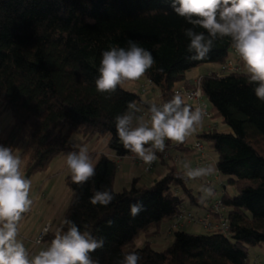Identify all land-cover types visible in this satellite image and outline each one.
<instances>
[{
  "label": "trees",
  "instance_id": "obj_1",
  "mask_svg": "<svg viewBox=\"0 0 264 264\" xmlns=\"http://www.w3.org/2000/svg\"><path fill=\"white\" fill-rule=\"evenodd\" d=\"M191 27L175 13L171 0H0V122L4 112H12V120L0 127V144L14 154L24 146V176L31 181L59 154L78 150L71 138L75 130L86 142L109 137V151L91 154L94 177L78 185L71 174L67 176L72 196L62 222L44 236L45 244L57 228L66 230L67 219L104 240L102 248L90 253L98 264H116L126 252L138 253V264H254L250 247L264 245V102L256 97L255 85L248 83L230 37L214 40L204 59H189L190 41L184 33ZM195 30L207 35L202 28ZM129 39L152 53L154 63L144 75L158 86L160 105L173 98L181 82L192 84L188 72L193 68L225 63L232 56L240 60L243 70L219 75L207 69L200 75L214 116L232 131L215 124L195 132L219 153L218 168L230 176L233 190L223 185V193L216 196L230 207L228 232L181 227L162 249L148 237L137 246L142 234L160 232L164 221H172L190 205L206 206L208 198L199 199L202 192L196 193L176 161L177 151L192 150L186 141L168 140L170 160L155 152L168 168L165 175L143 185L136 177L130 187L116 189L119 162L111 154L133 153L119 141L114 118L128 110L129 102L150 104L140 90L124 83L115 92L101 93L95 81L102 51L126 48ZM105 188L113 193V201L92 205L93 191ZM137 202L143 208L132 217L130 205Z\"/></svg>",
  "mask_w": 264,
  "mask_h": 264
},
{
  "label": "clouds",
  "instance_id": "obj_2",
  "mask_svg": "<svg viewBox=\"0 0 264 264\" xmlns=\"http://www.w3.org/2000/svg\"><path fill=\"white\" fill-rule=\"evenodd\" d=\"M171 7L193 26L184 33L190 41L189 59H204L214 40L230 37L245 65L248 83L255 85L256 97L264 102V0H171ZM196 28L204 29L207 35ZM127 44L126 48L112 46L102 51L95 81L98 92H115L118 85L141 78L152 67L154 59L149 50L131 39ZM138 111L136 104L129 102L128 110L115 116V127L123 147L149 165L155 160L156 151H164L166 139L183 143L203 117L202 109L187 106L179 93L162 105L151 102L147 118L135 115ZM74 147L78 150L68 152L66 164L72 182L83 185L96 175V170L88 146ZM20 168V157L11 147L0 144V264H98L90 253L102 248L104 240L88 231L82 232L67 219L63 222L66 230L57 228L47 247L29 256L24 243L17 239V225L32 204L31 181ZM183 171L185 178L196 179L212 174L215 166L192 168L185 164ZM201 191L205 196L213 194L210 187H202ZM113 199V193L105 188L93 191L89 202L107 206ZM142 208L141 203H132L130 215L137 216ZM139 260L138 253L126 252L116 264H138Z\"/></svg>",
  "mask_w": 264,
  "mask_h": 264
},
{
  "label": "crops",
  "instance_id": "obj_3",
  "mask_svg": "<svg viewBox=\"0 0 264 264\" xmlns=\"http://www.w3.org/2000/svg\"><path fill=\"white\" fill-rule=\"evenodd\" d=\"M208 66H209V64H208ZM208 66H207V68L205 67L206 68L205 71H207ZM194 69H197V68H193L192 70H194ZM192 70H190L188 72V78L190 80H193V79L199 77L203 72H205V71H200L198 74L191 75L190 73ZM126 82L128 84V87L138 89L141 91L142 97H143L145 102H147L149 104L151 102H155L157 105L160 104L161 93H160L158 86L157 85H151L150 80L145 75H143L141 78H139L137 80H129ZM137 108L140 109V111L136 112L135 115H137V116L143 115L146 118L148 117L149 107H147L146 103L138 104ZM217 120H218V118L215 117V121L217 123V126L219 127ZM84 139H85V137H84ZM99 139L100 138H98V137H94L91 141L85 143V145L87 144V146H88V151H90L95 145H97V143H99ZM192 140H193L192 138L185 139L186 143L189 144L190 146H191ZM105 144L109 146L108 141ZM94 148H95L94 150H98L99 152H102L100 149H98V145ZM105 151H107V150H105ZM95 152H97V151H95ZM180 152L192 154V155H194V157L197 154V152L193 148L191 151H186L184 149L179 150V151H177V154ZM208 154L216 162L218 161V157H216L215 153L213 152V148L209 149ZM111 155L114 158H116L119 162V172H118V178H117V182H116V189L117 190H122L125 187H130L133 183L134 178H136V177L139 178V184L143 185L145 183L154 182V180L156 178H159L168 172V168L166 167V165L160 161L159 164L157 165L156 175H147L144 173L143 163L140 161V158H138L134 153L130 154V155H126L124 157H117L115 154H111ZM194 157H192L193 159H191L189 162L177 161V163L182 168L185 164H188V163L192 168H194V163H195ZM229 178H230V176L221 175L219 178H215L212 180L213 182H216V188H215L216 194H219V190H220L219 189L220 188L219 182L220 181L222 182V185H226V187L228 189L229 188L233 189V186L229 183ZM201 182L202 183L207 182L208 184L213 183V182H211L210 179H208L207 176L199 177L196 179H190V185L195 189L196 192H197L196 187L200 186ZM46 183L47 182H45L42 185L41 189L38 190V192L35 191L34 193H32V196H30V199L31 198H33V200L35 199V202L33 204H31L27 214L25 215V217L22 219V221L18 225L19 228H18L17 239L24 243L26 251L28 252L30 257L35 252H38V251L47 247V244H44L42 246H35L33 244V237L38 235L42 231V229L46 225V223L53 219L51 217H47L40 209H38V210L34 209V205H36V203L40 200V191L44 188V185ZM216 194H214V195H216ZM212 199H214V196L209 197L208 200L206 201L207 207H208L209 202ZM206 206L198 207V211H200V212L205 211L207 209ZM171 222L172 221L169 222L168 226L165 229L161 228L160 232H156L155 230H153L150 234H145V239L147 237L149 239H151L152 237L157 236L158 239L155 240L157 242L152 241L153 245L155 246L158 244L157 246L161 247V244H162V246L164 248L165 246H167V245L163 244L164 238H167L169 236V238L166 239L167 244H168V241L170 244V241L173 240V233L170 232ZM187 226H190V224L184 225L183 227L187 228ZM170 237H172V238L170 239Z\"/></svg>",
  "mask_w": 264,
  "mask_h": 264
},
{
  "label": "built area",
  "instance_id": "obj_4",
  "mask_svg": "<svg viewBox=\"0 0 264 264\" xmlns=\"http://www.w3.org/2000/svg\"><path fill=\"white\" fill-rule=\"evenodd\" d=\"M208 70L216 71L217 74L222 75L226 74L231 71H240L243 70V66L240 63V60L237 56L230 57L225 63H211L208 66ZM201 78L200 76L192 80V84L189 85L186 81L181 82L177 88L176 92L180 95L186 97L189 102L193 106V110L196 107H200L203 112V117L200 125L197 126L196 130L186 139L192 138L191 147L197 152L196 156L192 154H187L180 152L176 154V161H185L189 162L192 157H194L195 163L194 168L207 166L212 164L215 166V171L207 175L208 177L219 178L222 173L218 168L217 162L211 158L208 154L210 148H212L209 144H207L202 138L195 137V132H203L205 129L212 128L215 126V116L213 110L208 107L207 98L204 95V92L200 86ZM151 85H156L152 81H150ZM160 105V104H159ZM160 152V151H159ZM166 159H171L172 151L171 145L169 144L168 140H165V149L161 152ZM155 160L149 165L145 164L141 159L140 161L143 163L144 173L147 175H156L157 165L159 164L160 157L155 153ZM189 164V163H188ZM220 190L219 195L223 193V185L222 182H219ZM230 207L227 206L221 198H214L212 199L208 207L203 212H193L192 210L184 208L178 214L175 215L174 219L171 222V230L175 231L183 227L184 225L191 224V223H200L207 231H221V232H228L230 229V218L228 212ZM52 221H48L46 225L43 227L42 231L33 237V244L35 246H42L44 245V236L51 230L52 228ZM254 264H264V256L260 259L257 258L254 260Z\"/></svg>",
  "mask_w": 264,
  "mask_h": 264
},
{
  "label": "rangeland",
  "instance_id": "obj_5",
  "mask_svg": "<svg viewBox=\"0 0 264 264\" xmlns=\"http://www.w3.org/2000/svg\"><path fill=\"white\" fill-rule=\"evenodd\" d=\"M205 67L207 68L206 64L195 67L197 69L192 70L190 74L195 75V74H198L200 71H205L206 70ZM124 84L128 86L126 81L124 82ZM207 103H208V107L211 108L212 104L209 101V99L207 100ZM217 118H218L217 121L219 124V128L221 130L232 131V127L228 123L223 121L221 117H217ZM11 120H12V112L11 111L4 112V114L1 117L0 127H4ZM71 138L77 144L83 143L85 145V143H86V141L84 139V135L78 130H75L73 132ZM108 140H109L108 136L100 137L99 143H97L98 149H100L101 151H105V150L109 151V146L105 144ZM97 145H95L94 147H96ZM94 147L89 151L90 158H91V153L98 151V150H94L95 149ZM23 148H24V146L19 147V149L17 150L15 155H18L21 159L20 170H21L22 174L24 175L25 174V164H24L25 161H24L22 154H21V151L23 150ZM213 152L215 153L216 157H219V153L216 150L213 149ZM66 157H67V154H59L57 157H55V159L52 161V163L50 164V166L46 170L37 172L31 179V188H30V194H29L30 196H32V193H34L35 191L38 192V190L41 189L42 185L45 182H47L44 185V188L40 191V200L36 203V205H34V209L35 210L40 209L47 217L53 218L51 220L53 222L51 229H54L55 226L57 227L59 225V223L62 222V220L64 218L65 211L69 205V202H70V199L72 196V189L67 182V176L71 173H70V170L68 169L67 164H66ZM91 162L93 163L92 158H91ZM208 179H210L211 182H213L212 180L215 178L208 177ZM202 187L212 188L213 194L211 196H214V198H217L216 196L218 194L215 193L216 182H213L210 184H208L207 182H205V183L201 182V185L196 187V189H197L196 193L197 194H201ZM231 190H233V189H231ZM214 194H216V195H214ZM201 196L204 197V199L211 197V196H205L204 192H202ZM31 199H32V204H33L35 202V199L34 200H33V198H31ZM199 199H201V198H199ZM197 206H198L197 204H193V205H190V208L189 207H187V208H189V210H192L193 212L197 213V212H200V211H198ZM169 222L170 221H164L162 223V228L165 229L168 226ZM186 229L190 230L192 232H202V231L206 230L203 227V225L200 223H191L190 226H187ZM170 232L173 233V231L171 230V227H170ZM168 238H169V236L167 238H164L163 244H165V245L169 244V241H168V244L166 243L167 242L166 239H168ZM171 238L172 237H170V239ZM157 239H158L157 236L152 237L151 241H155ZM145 241H146L145 234H142L136 241L137 246H143L145 244ZM155 242H157V241H155ZM157 245H155L157 248H159V249L163 248L162 244H161V247L157 246ZM250 251H251V259L254 262L255 259H257V258L261 259L264 256V245L251 246ZM38 252H35L33 255H35Z\"/></svg>",
  "mask_w": 264,
  "mask_h": 264
},
{
  "label": "bare ground",
  "instance_id": "obj_6",
  "mask_svg": "<svg viewBox=\"0 0 264 264\" xmlns=\"http://www.w3.org/2000/svg\"><path fill=\"white\" fill-rule=\"evenodd\" d=\"M184 82V81H183ZM192 105V104H191ZM212 110V108H210Z\"/></svg>",
  "mask_w": 264,
  "mask_h": 264
}]
</instances>
